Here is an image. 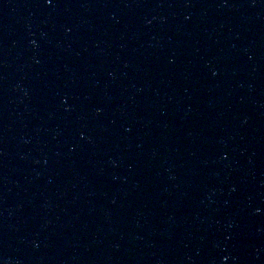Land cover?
I'll use <instances>...</instances> for the list:
<instances>
[{"label": "water", "instance_id": "obj_1", "mask_svg": "<svg viewBox=\"0 0 264 264\" xmlns=\"http://www.w3.org/2000/svg\"><path fill=\"white\" fill-rule=\"evenodd\" d=\"M0 264H264V0H0Z\"/></svg>", "mask_w": 264, "mask_h": 264}, {"label": "snow or ice", "instance_id": "obj_2", "mask_svg": "<svg viewBox=\"0 0 264 264\" xmlns=\"http://www.w3.org/2000/svg\"><path fill=\"white\" fill-rule=\"evenodd\" d=\"M49 3H51V0H49Z\"/></svg>", "mask_w": 264, "mask_h": 264}]
</instances>
